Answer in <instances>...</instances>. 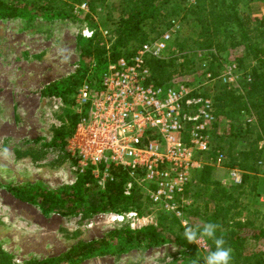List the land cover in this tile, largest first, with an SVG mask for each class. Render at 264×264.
I'll list each match as a JSON object with an SVG mask.
<instances>
[{
	"label": "rangeland",
	"instance_id": "rangeland-1",
	"mask_svg": "<svg viewBox=\"0 0 264 264\" xmlns=\"http://www.w3.org/2000/svg\"><path fill=\"white\" fill-rule=\"evenodd\" d=\"M118 1L109 0L112 4H117ZM83 2L86 7L76 9ZM81 3L73 4L70 15H55L59 5L56 1L53 8L43 14L31 11L27 17H0V245L11 255L13 264H26L31 259L56 258L79 242H90L118 230H137L157 223V209L153 206H146L145 210L148 212L143 214L135 210L139 221L129 215L121 220L111 219L109 213L116 212L113 210H92L90 205L101 192L100 188L91 189L90 185H86L89 193L82 203L67 200L66 191L75 182L78 170L74 168V159L67 150L68 136L56 139L54 131L63 126H71L69 117L75 115V103L72 93L68 97L54 93L50 91V86L53 82L73 75L82 67L89 72L93 69V58L82 52L84 40L90 38L92 35H87L88 32L95 29L102 31L108 39L113 35V22L119 14L116 8L110 9L108 13V8L102 5L90 12L87 0H82ZM240 7L244 9L243 14L248 12L251 17L264 15V1L251 2L247 7L240 2ZM174 19L179 22L177 30L170 28L171 19L169 26L157 32L155 37L168 34L167 57L181 54L178 45L181 36L187 35L193 40L203 38L198 35L199 27H194L193 22L186 29L179 17ZM260 47L264 51V41ZM213 52L217 53L218 60L212 65L210 61L213 57L204 50L202 53L205 57L199 55L201 62L194 65L196 74H190L187 69V74H179L174 80L195 82L204 75L203 68L211 72L209 66L213 69L220 63L218 68H214L218 70V74L204 85V91L207 90L213 100L218 92L213 85L219 81L227 90L239 89L241 100L246 101L251 84L245 81H249L248 78L254 79L250 73L251 67L256 65L252 54L244 57L242 44L229 47L227 43L221 49L213 47ZM242 56L244 64L238 69L239 79L229 83L216 77L221 75L227 63L237 64V58ZM176 75L178 74L174 76ZM89 76L93 78L92 75ZM249 117L250 121L247 120ZM244 121L252 124L257 121L255 113L249 107L241 111L237 121L243 129ZM229 125L230 120L221 117L217 132L226 133ZM253 138L254 135L244 134L236 142L241 147L244 142ZM257 146L261 150L257 176L264 178V138L257 142ZM212 177L237 198L233 203L236 206L229 208L225 218H218L225 224H220L217 233L231 234L234 237L248 236L241 248L235 250L234 246L237 244L232 247L233 255L239 254V258L233 256L232 264H242L245 255L264 251V239L249 236L254 226L264 228V191L259 190H264V187L257 184L256 191L252 192L249 191V184H245L243 193L237 196L228 177V167H215ZM19 188L27 190L30 197L21 198L17 194ZM40 190L57 192L65 200L64 205L48 207L39 194ZM199 191L195 204L200 213L207 212L209 216L216 205L210 200L211 195L204 190L202 184ZM188 221L192 224L205 222L201 215H192ZM162 234L167 240L160 244L132 246L119 253L116 252L120 246L111 242L75 264L171 263L181 255V239L175 238L174 234L166 230ZM206 251L203 249L204 255L207 254Z\"/></svg>",
	"mask_w": 264,
	"mask_h": 264
},
{
	"label": "trees",
	"instance_id": "trees-1",
	"mask_svg": "<svg viewBox=\"0 0 264 264\" xmlns=\"http://www.w3.org/2000/svg\"><path fill=\"white\" fill-rule=\"evenodd\" d=\"M56 1L59 2L55 12L57 16L70 15L73 4L82 2V0H0V17H27L31 11L43 14L52 9ZM254 1L264 0H194V2H189V0H119L117 4H112L109 0H87L90 12H94L101 5L108 8V13L113 8L119 10V14L113 22V35L107 39L102 31L95 29L92 36L85 39L84 45L81 47L85 56L93 58V69L90 72L84 67L78 69L73 75L62 78L58 82H53L50 91L65 96L71 93L74 95L76 88L84 80L91 83L95 82V86H98L101 75L109 61L115 60L119 56H130L141 44L154 39L157 32L165 30L169 26L170 20L176 17L180 18L182 26L186 29L193 22L194 27H199L198 35L203 38L202 40H193L190 36H181L178 42L181 51L179 56L148 58L147 65L150 76L157 85L184 81H175L174 78L187 74L185 71L187 69L190 70V74L195 75L194 69L196 66L194 67V65L201 62V57L198 56H204V53H202L204 50L213 57L210 61L212 65L214 61L218 60V55L213 52V47L221 49L224 48L226 43L229 47L242 44L244 48L243 56L252 54L256 60V65L251 67L250 73L251 76H254V79L250 78L249 81H245L248 82L247 84H251L246 95V101L241 100L242 94L239 89L227 90L226 86L219 81L213 85L218 90L213 97L217 120L209 131L212 150L208 152L206 157L214 155L219 150L225 155L224 166H237L243 170L242 183L239 185L233 184L237 196L243 193L245 184H249V191H256L258 182L257 162L261 157V150L257 148V142L264 138V51L260 47L264 41V15L251 17L248 12L243 14L242 10L244 9L240 7V2L247 7L249 3ZM253 31L255 33L252 34ZM243 56L237 58L238 69L244 64ZM218 64L220 65V63ZM211 65L209 70L215 76L218 74V70L214 68H218V66L216 65L212 69ZM88 74L92 75L93 78ZM175 74L178 75L174 76ZM202 93L210 96L207 90H203ZM248 107L255 113L257 121L253 124L244 121L245 127L243 129L242 126L237 124V121H239L241 111L248 109ZM221 117L230 120L229 128L224 134L217 132ZM69 118L71 126L57 128L54 131L56 139L57 137L62 139L65 135L69 137L72 133L77 121V114L75 113L73 117ZM244 134L254 135V138L244 142L243 146L239 147L236 141L238 137ZM100 166L103 167V164ZM214 168L215 165L206 162L201 168L193 171L192 181L185 189V195L190 196L193 200L183 210V217L186 220L192 215H201L205 221L225 224L223 220L219 221L218 218L221 216L225 218L229 208L236 206V204H233L237 201L236 196H233L232 192L221 186L218 181L213 180L212 172ZM89 169L77 174L75 182L66 191L67 200L72 203H75V201L82 203L85 195L89 193V188L86 185H90L91 189L94 187L101 189H99L100 196H97V199L90 205L92 210L125 212L132 209L143 214L148 212V210H145L146 206H153L157 209L156 225H148L137 230H118L94 241L79 242L56 258L31 259L26 264H75L80 259L92 255L99 247L106 246L111 242L120 246H118L116 253L132 246L160 244L167 240L162 234L164 230L174 234L175 238L181 239L183 246L181 255L167 264H190L192 258H196L197 255H204L202 248L184 239L181 219L172 212L155 207L138 184L134 183L130 194H124L123 185L127 180V174L123 169L111 165L110 172L114 179L107 180L104 188L99 187L96 180L91 176ZM250 183L252 184L250 185ZM200 184L203 185L204 190L210 193V200L216 205L212 211L207 210L210 213L209 216L206 214L207 212L200 213L197 204H195L196 196L200 193ZM17 194L24 199L30 197L27 195V190L22 188L17 190ZM39 194L48 207L64 205L65 200L57 192L40 190ZM224 201L228 204H221ZM205 207L207 208V206ZM217 235L220 234L217 233ZM246 236L234 237L227 234L225 239L231 248L234 244H237L234 247L235 250H238L237 248L242 247ZM249 236L264 239V228L254 226ZM207 242L209 248L214 247L211 241ZM233 256L239 258L238 253ZM0 264H13L11 255L1 245ZM199 264H203L202 257ZM242 264H264V251H256L253 254L245 255Z\"/></svg>",
	"mask_w": 264,
	"mask_h": 264
},
{
	"label": "built area",
	"instance_id": "built-area-1",
	"mask_svg": "<svg viewBox=\"0 0 264 264\" xmlns=\"http://www.w3.org/2000/svg\"><path fill=\"white\" fill-rule=\"evenodd\" d=\"M170 26L177 30L179 22L172 19ZM167 35L144 42L130 56L109 61L98 86L84 80L76 88L77 121L67 150L78 173L90 168L99 187L114 179L110 166H118L127 174L124 194H130L136 183L155 207L174 213L182 222L184 208L193 202L185 195L193 171L206 162L220 165L225 155L217 150L206 157L212 150L209 131L217 116L212 98L202 91L213 74L203 68L204 75L195 82L167 85L155 84L150 76L147 60L167 57ZM216 77L236 81L237 64L227 63ZM243 173L237 166L228 167L234 185L242 183ZM109 214L111 219L129 215L139 221L135 210ZM197 246L209 249L207 243Z\"/></svg>",
	"mask_w": 264,
	"mask_h": 264
},
{
	"label": "clouds",
	"instance_id": "clouds-1",
	"mask_svg": "<svg viewBox=\"0 0 264 264\" xmlns=\"http://www.w3.org/2000/svg\"><path fill=\"white\" fill-rule=\"evenodd\" d=\"M182 227L183 237L187 242L199 245L211 241L214 246L207 250L206 255H197L196 258H192L190 264H199L201 257L203 258V264H232L233 249L228 246L223 233L217 235L221 227L220 224L212 221L192 224L188 220H184L182 221Z\"/></svg>",
	"mask_w": 264,
	"mask_h": 264
},
{
	"label": "crops",
	"instance_id": "crops-1",
	"mask_svg": "<svg viewBox=\"0 0 264 264\" xmlns=\"http://www.w3.org/2000/svg\"><path fill=\"white\" fill-rule=\"evenodd\" d=\"M219 166H221V168H227V167H225L223 164H220V165H216L215 167H219ZM264 178L263 177H261V176H259L258 177V182H257V184H259L260 186H262V187H264V180H263ZM259 189V188H258ZM260 191H264L263 189H259Z\"/></svg>",
	"mask_w": 264,
	"mask_h": 264
}]
</instances>
